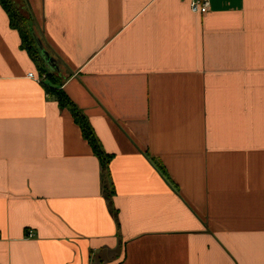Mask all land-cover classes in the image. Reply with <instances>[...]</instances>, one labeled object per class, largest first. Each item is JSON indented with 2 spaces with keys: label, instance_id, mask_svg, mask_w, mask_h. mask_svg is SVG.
<instances>
[{
  "label": "crops",
  "instance_id": "0c3cea01",
  "mask_svg": "<svg viewBox=\"0 0 264 264\" xmlns=\"http://www.w3.org/2000/svg\"><path fill=\"white\" fill-rule=\"evenodd\" d=\"M209 1H16L117 219L0 5V264H264V0Z\"/></svg>",
  "mask_w": 264,
  "mask_h": 264
},
{
  "label": "trees",
  "instance_id": "16d2710c",
  "mask_svg": "<svg viewBox=\"0 0 264 264\" xmlns=\"http://www.w3.org/2000/svg\"><path fill=\"white\" fill-rule=\"evenodd\" d=\"M16 1L17 0H0V5L7 13L11 27L18 32L19 36H21V49L25 52L27 51L29 54L32 62L36 65L40 78L44 77L52 84H45L46 92L57 100L58 105L63 110H68L70 114H72L73 120H75V123L79 126L85 141L88 142L90 147L93 149L94 155L98 158L99 162L102 163L103 176L105 177V197L112 215L115 219H117L118 211L116 210L115 205H113L115 191L113 189V185L111 184L110 177L111 156L108 155L102 148L90 120H88V118L80 111L78 106L75 105L72 99L62 89L65 79L48 70V66L41 55L37 40L32 34L31 17L18 6ZM158 169L162 172V175L170 181L165 167L159 164Z\"/></svg>",
  "mask_w": 264,
  "mask_h": 264
},
{
  "label": "built area",
  "instance_id": "2783aa9c",
  "mask_svg": "<svg viewBox=\"0 0 264 264\" xmlns=\"http://www.w3.org/2000/svg\"><path fill=\"white\" fill-rule=\"evenodd\" d=\"M210 8V1L209 0H194L191 4V11L193 14L197 15H205ZM29 78L40 81V78L36 77L33 73L28 75ZM44 78V77H42Z\"/></svg>",
  "mask_w": 264,
  "mask_h": 264
},
{
  "label": "water",
  "instance_id": "95a60500",
  "mask_svg": "<svg viewBox=\"0 0 264 264\" xmlns=\"http://www.w3.org/2000/svg\"><path fill=\"white\" fill-rule=\"evenodd\" d=\"M39 49H42V48H41V45L39 46ZM41 55H42L43 59L47 62V64L50 65V67H51L52 69L57 68V65L53 62L54 60H53V59L48 55V53L45 52L43 49H42V51H41Z\"/></svg>",
  "mask_w": 264,
  "mask_h": 264
}]
</instances>
